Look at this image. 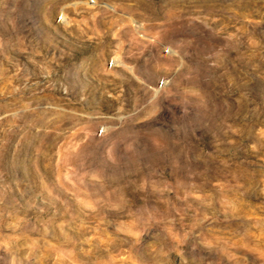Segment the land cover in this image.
I'll use <instances>...</instances> for the list:
<instances>
[{
	"label": "rangeland",
	"instance_id": "rangeland-1",
	"mask_svg": "<svg viewBox=\"0 0 264 264\" xmlns=\"http://www.w3.org/2000/svg\"><path fill=\"white\" fill-rule=\"evenodd\" d=\"M0 264H264V0H0Z\"/></svg>",
	"mask_w": 264,
	"mask_h": 264
}]
</instances>
